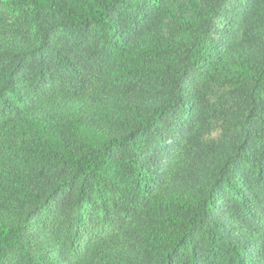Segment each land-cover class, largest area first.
<instances>
[{"label": "trees", "instance_id": "1", "mask_svg": "<svg viewBox=\"0 0 264 264\" xmlns=\"http://www.w3.org/2000/svg\"><path fill=\"white\" fill-rule=\"evenodd\" d=\"M0 264H264V0H0Z\"/></svg>", "mask_w": 264, "mask_h": 264}]
</instances>
